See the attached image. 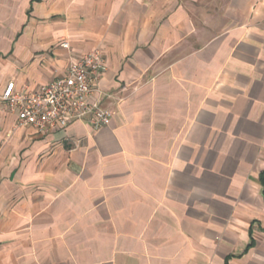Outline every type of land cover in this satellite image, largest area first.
<instances>
[{
  "label": "crops",
  "instance_id": "1",
  "mask_svg": "<svg viewBox=\"0 0 264 264\" xmlns=\"http://www.w3.org/2000/svg\"><path fill=\"white\" fill-rule=\"evenodd\" d=\"M96 49L109 126L0 100V264H264V0H0V95Z\"/></svg>",
  "mask_w": 264,
  "mask_h": 264
},
{
  "label": "built area",
  "instance_id": "2",
  "mask_svg": "<svg viewBox=\"0 0 264 264\" xmlns=\"http://www.w3.org/2000/svg\"><path fill=\"white\" fill-rule=\"evenodd\" d=\"M104 70V56L96 49L73 61L64 76L42 84L35 91L20 93L14 82L9 83L0 100L7 112L17 115L20 127L48 133L81 121L98 131L112 121L110 110L99 101H90L98 91Z\"/></svg>",
  "mask_w": 264,
  "mask_h": 264
}]
</instances>
